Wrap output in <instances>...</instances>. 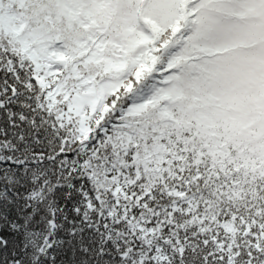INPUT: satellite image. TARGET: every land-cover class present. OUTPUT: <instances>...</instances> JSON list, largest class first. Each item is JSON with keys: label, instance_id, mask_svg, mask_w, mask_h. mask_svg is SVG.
<instances>
[{"label": "snow or ice", "instance_id": "6c2138e0", "mask_svg": "<svg viewBox=\"0 0 264 264\" xmlns=\"http://www.w3.org/2000/svg\"><path fill=\"white\" fill-rule=\"evenodd\" d=\"M0 264H264V0H0Z\"/></svg>", "mask_w": 264, "mask_h": 264}]
</instances>
